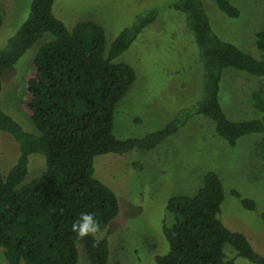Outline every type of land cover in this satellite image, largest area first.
Wrapping results in <instances>:
<instances>
[{
    "label": "trees",
    "instance_id": "obj_1",
    "mask_svg": "<svg viewBox=\"0 0 264 264\" xmlns=\"http://www.w3.org/2000/svg\"><path fill=\"white\" fill-rule=\"evenodd\" d=\"M205 1L175 0L171 5L184 15L199 50L204 74L199 98L164 128L119 139L113 132L116 106L137 73L117 58L156 20L159 8L138 15L108 44L97 21L81 20L69 28L54 14L55 0H32L29 16L0 49V131L20 144L16 163L6 174L0 171V250L7 264H78L81 247L88 264H109L108 235L100 238L98 232L95 238L78 239L72 231L81 213H92L104 230L120 212L116 192L95 176L97 155L152 150L198 114L213 120L218 135L231 145L246 134L264 132V83L252 94L256 118L231 120L220 102L226 69L264 77V31L256 35L263 51L257 58L215 31ZM213 1L227 16L240 15L231 0ZM2 22L0 10V26ZM46 34L51 39L39 48L24 77L27 96L22 106L37 127L33 132L3 109V76ZM36 153L45 156L46 166L27 180L30 156ZM224 198L222 180L213 171L205 173L194 195L172 196L166 205L172 221L164 226L169 247L156 256V264H235V258H227L226 245L237 256L264 264V255L249 238L223 223ZM242 203L249 210L256 208L253 199ZM261 217L264 222V211ZM94 239H99L98 245Z\"/></svg>",
    "mask_w": 264,
    "mask_h": 264
},
{
    "label": "rangeland",
    "instance_id": "obj_2",
    "mask_svg": "<svg viewBox=\"0 0 264 264\" xmlns=\"http://www.w3.org/2000/svg\"><path fill=\"white\" fill-rule=\"evenodd\" d=\"M238 17L218 10L206 0L215 31L257 58L263 51L256 35L264 31V0H231ZM175 0H55L53 11L67 27L92 19L100 23L110 44L119 33L133 25L140 14L159 8V15L138 35L127 51L117 58L131 64L137 78L117 104L113 132L119 139L143 137L175 120L182 108L191 106L200 95L204 74L195 39L185 26L184 15L171 5ZM32 0H0L3 22L0 49L30 14ZM51 39L46 34L3 76V109L29 131L37 127L22 103L27 96L24 77L39 48ZM264 77L226 69L221 81L220 102L231 120L258 117L252 94ZM180 119V116L178 117ZM264 132L241 136L235 145L218 135L215 123L194 115L162 144L148 151L106 153L95 157V176L117 194L118 216L98 237L108 235L109 264H156V256L169 247L164 226L172 221L166 208L174 195H194L207 171L217 173L225 198L220 218L230 229L244 233L254 249L264 255ZM20 155V144L12 134L0 131V171L6 174ZM45 156L32 154L27 180L45 169ZM253 199L254 210L242 199ZM101 238V237H100ZM228 259L235 264H254L237 256L226 245ZM78 264H88L83 248ZM83 259L86 261H83ZM82 260V261H81ZM0 264H7L0 250Z\"/></svg>",
    "mask_w": 264,
    "mask_h": 264
},
{
    "label": "clouds",
    "instance_id": "obj_3",
    "mask_svg": "<svg viewBox=\"0 0 264 264\" xmlns=\"http://www.w3.org/2000/svg\"><path fill=\"white\" fill-rule=\"evenodd\" d=\"M72 231L77 233L78 239H83L86 236L96 237L100 231L99 222L92 213H81L80 217L73 222ZM94 245L99 244V239H94Z\"/></svg>",
    "mask_w": 264,
    "mask_h": 264
}]
</instances>
